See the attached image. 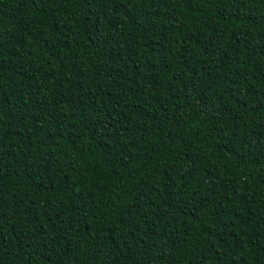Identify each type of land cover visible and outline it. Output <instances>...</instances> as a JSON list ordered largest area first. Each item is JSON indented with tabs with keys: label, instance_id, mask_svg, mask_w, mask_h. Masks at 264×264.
Listing matches in <instances>:
<instances>
[{
	"label": "trees",
	"instance_id": "1",
	"mask_svg": "<svg viewBox=\"0 0 264 264\" xmlns=\"http://www.w3.org/2000/svg\"><path fill=\"white\" fill-rule=\"evenodd\" d=\"M0 264H264V0H0Z\"/></svg>",
	"mask_w": 264,
	"mask_h": 264
}]
</instances>
